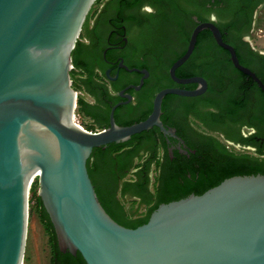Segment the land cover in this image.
Here are the masks:
<instances>
[{
    "label": "water",
    "instance_id": "water-1",
    "mask_svg": "<svg viewBox=\"0 0 264 264\" xmlns=\"http://www.w3.org/2000/svg\"><path fill=\"white\" fill-rule=\"evenodd\" d=\"M95 1L0 0V264L23 263L28 185L36 170L37 194L59 250L79 252L86 264H264L262 173L232 175L200 194L162 202L136 227L120 224L102 206L87 168L90 154L154 126L174 133L160 119L163 98L196 96L207 88L201 76L175 74L201 30L209 29L234 66L263 91L264 84L239 62L215 23L203 21L169 68L174 81L195 82L196 88L160 89L140 121L116 123L113 106L108 126L82 128L73 121L77 92L70 71ZM128 70L148 75L146 69Z\"/></svg>",
    "mask_w": 264,
    "mask_h": 264
},
{
    "label": "flooded vegetation",
    "instance_id": "flooded-vegetation-1",
    "mask_svg": "<svg viewBox=\"0 0 264 264\" xmlns=\"http://www.w3.org/2000/svg\"><path fill=\"white\" fill-rule=\"evenodd\" d=\"M176 18L189 31L185 45L180 42L181 35L173 31ZM203 21L215 23L222 39L234 47L239 62L264 84V50L253 42L256 35L264 36V0H96L83 24L70 71L77 100L87 103L82 118L91 117L103 128L109 125L115 106L116 123L128 125L148 116L160 89L196 88L195 82L174 81L169 68L177 59L170 62L172 56L186 50L192 30ZM203 30L215 46L195 50V43L175 74L205 78L206 90L196 96L166 95L160 119L174 133H163L154 126L149 138L137 142L139 155L153 159L150 187L155 179L162 183L171 173L169 169L187 162L186 174H191L205 154L229 151L264 159V91L249 74L234 66L229 51L216 42L212 32ZM134 67L146 69L148 75L128 70ZM204 69L210 75L206 76ZM137 85L140 87L135 88ZM136 158L116 170L121 190L128 176L136 179L141 167L135 166Z\"/></svg>",
    "mask_w": 264,
    "mask_h": 264
},
{
    "label": "trees",
    "instance_id": "trees-1",
    "mask_svg": "<svg viewBox=\"0 0 264 264\" xmlns=\"http://www.w3.org/2000/svg\"><path fill=\"white\" fill-rule=\"evenodd\" d=\"M173 23V31L181 35L180 42L185 45L188 40L189 31L177 18ZM204 32L205 30L199 33L195 50L199 48H212L214 45L213 41L206 39ZM202 43H204V46H202ZM78 44L77 42L72 55L76 51ZM181 54L172 56L170 62L181 56ZM74 62L77 63L75 57ZM165 68H168V65L165 64ZM202 71L206 73V76L210 75L208 70L204 69ZM160 83H163V79ZM167 95L171 96L173 94ZM85 105L87 103L82 98H78L77 110L82 117H84L82 111H84ZM88 118L92 119L91 117ZM92 123H94L93 119L92 122L85 123L88 130H91L88 127H92ZM106 123L108 124L107 121ZM101 125L98 127H102ZM151 132L152 128L132 135L127 141L119 143L112 142L105 148L96 147L87 160L88 172L102 206L113 219L122 225L136 227L143 224L148 220L150 213L160 203L176 200L190 193L200 194L206 189L218 184L226 177L238 174H264V159L253 158L246 153L235 154L227 151L215 155L205 154L199 159L201 162L200 167L195 170H190L191 174L189 175L186 174V172H189L186 171V166L190 165L188 162L179 166L178 169L177 167L174 170L169 169L171 173L164 177L162 183H157L155 179L150 187L151 177L149 171L153 159L149 158V156L142 157V154L139 155L140 147L137 142L143 138H149ZM136 157L139 160L135 166L141 165L136 173V179L134 176H128L124 181V188L121 190L118 182L116 183V170L122 163L128 160H132V162L136 161ZM37 187L36 179L30 187L29 201L33 203L34 207L39 206L41 208V219L46 226L51 242V264H86L79 252L73 255L70 252H62L59 250L53 225L37 194ZM128 199L134 204L132 203L131 206L127 207L126 201ZM141 207H144V210L138 212V209Z\"/></svg>",
    "mask_w": 264,
    "mask_h": 264
},
{
    "label": "rangeland",
    "instance_id": "rangeland-1",
    "mask_svg": "<svg viewBox=\"0 0 264 264\" xmlns=\"http://www.w3.org/2000/svg\"><path fill=\"white\" fill-rule=\"evenodd\" d=\"M92 14L90 15V17H92ZM81 37L82 31L78 39H80ZM253 42L259 49L264 50L263 35H256ZM80 121L84 126L86 122H92V120H90L89 118L84 119L82 117L80 118ZM88 128H91V131H97L101 129L95 123H92V127ZM132 203L133 202L128 199L126 201V206H131ZM143 210L144 207H141L138 209V212H142ZM51 256V242L46 226L41 219V208L39 206L34 207L33 203L29 201L27 232L22 264H51Z\"/></svg>",
    "mask_w": 264,
    "mask_h": 264
},
{
    "label": "built area",
    "instance_id": "built-area-1",
    "mask_svg": "<svg viewBox=\"0 0 264 264\" xmlns=\"http://www.w3.org/2000/svg\"><path fill=\"white\" fill-rule=\"evenodd\" d=\"M81 117H82V116H81L80 113L78 112V110H77V104H76V107H75V110H74V113H73V121H74L76 124H78L80 127L87 129V128L81 123V121H80V118H81ZM38 174H39V173L34 174V176H33V181L37 179ZM33 181H32V182H33ZM31 184H32V183H31ZM30 187H31V185H30ZM28 195H29V197H30V188H29ZM28 202H29V200H28Z\"/></svg>",
    "mask_w": 264,
    "mask_h": 264
},
{
    "label": "bare ground",
    "instance_id": "bare-ground-1",
    "mask_svg": "<svg viewBox=\"0 0 264 264\" xmlns=\"http://www.w3.org/2000/svg\"><path fill=\"white\" fill-rule=\"evenodd\" d=\"M37 173H40V172H39L38 170H36V171H34L33 174L31 175V178H30V180H29L28 188H30V185H31V183H32V180H33V176H34V174H37Z\"/></svg>",
    "mask_w": 264,
    "mask_h": 264
},
{
    "label": "clouds",
    "instance_id": "clouds-1",
    "mask_svg": "<svg viewBox=\"0 0 264 264\" xmlns=\"http://www.w3.org/2000/svg\"><path fill=\"white\" fill-rule=\"evenodd\" d=\"M149 11L151 10V9H148Z\"/></svg>",
    "mask_w": 264,
    "mask_h": 264
}]
</instances>
